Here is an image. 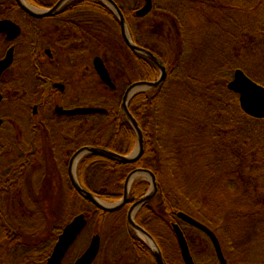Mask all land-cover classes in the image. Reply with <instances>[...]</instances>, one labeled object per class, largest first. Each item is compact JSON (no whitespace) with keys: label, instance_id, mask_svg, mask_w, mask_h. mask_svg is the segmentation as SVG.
Listing matches in <instances>:
<instances>
[{"label":"trees","instance_id":"16d2710c","mask_svg":"<svg viewBox=\"0 0 264 264\" xmlns=\"http://www.w3.org/2000/svg\"><path fill=\"white\" fill-rule=\"evenodd\" d=\"M27 1L30 5L47 9L55 6L60 0ZM123 1L114 0L125 16L133 42L158 57L164 63L168 76L158 89H148L138 93L129 104L131 115L139 123L145 137V152L141 159L135 164H121L97 155L86 156L78 167L79 182L99 199H103L107 203H115L123 195L126 178L133 169L151 171L156 177L158 192L151 202L140 210L136 218L139 226L144 228L156 241L165 264H184L172 226L176 223L179 226L181 224L187 225L178 219L176 216L178 212L187 214L210 228L219 238L227 264H230L231 259L224 252L225 245L234 248L231 226L227 223L229 218L234 215L233 221L243 223L253 222L259 217L264 219V181L261 182L260 180L261 178L264 179V120L252 119L247 116L240 108L238 95L227 88L231 81L227 79V75L233 69L235 71L240 68L249 78L264 86V82L257 79L260 76L253 74L252 68L250 71L242 63L245 60L244 56H252L261 65L263 60L257 57V54L263 53V50L254 48L252 51L243 52L241 49V45H246L248 40L254 37L255 32L264 38V0H175L172 3L173 9L171 10L179 9L182 11L186 20L190 19L194 25L197 23L196 27L207 28L208 26L207 35H204L203 38L199 34L195 36V39L197 38L195 54L198 52V55H202L204 59L201 64L200 62L197 64L198 55L193 58L194 63H196L194 66L197 67V70L199 69L196 75L183 71L181 65H177L179 54L182 53L184 56V53H188L186 46L190 39L187 38L189 36L187 32L190 30L184 27L181 20L174 18L175 16L170 13V8L169 10H162L158 8L157 0H153L151 13L145 18H139L136 13L144 6L145 0H141V4L136 2L133 6L124 5ZM181 2L187 3L183 5ZM1 4L3 5V12L6 11V8L12 11L21 10L16 5L15 0ZM62 11L91 13L92 20L91 35L88 34L89 47L85 45L84 33L80 34L79 32V37L76 36L77 48H62V54L67 58L64 62L70 64L71 61L73 63V60H76L78 61V68H82L89 58L100 57L106 64L113 83L116 84L115 89H110L94 78L93 96L89 99H79V105L102 108L106 110V113L77 117L76 130L72 132L67 130V136H71L70 138L75 136L74 139L78 142V148L88 146L109 149L120 154V156L130 155L136 148L137 137L121 112V103L129 85L135 82L157 81L159 78L158 69L148 57L137 54V52L134 53L126 46L116 15L102 0H72L66 4ZM3 12L1 14H4ZM213 13H217L220 19L212 21L214 20ZM78 20L81 19L78 18ZM205 21L208 23L206 24ZM150 22L156 24L154 35L157 33L162 37L166 36V40L170 41L171 54H169L168 60L151 46H144L139 42L134 25L137 24L141 28L142 25L145 26ZM167 23L171 24L170 30L165 27ZM37 27V20L31 19L29 26V59L31 62L38 58L37 53L41 49ZM145 28L147 26L142 29L143 37ZM81 37L82 41L79 40ZM211 41L212 45H210ZM204 55L207 56L208 61ZM64 62L62 61V63ZM31 67H33V63H31ZM31 74L33 75V72ZM126 78H128L127 81ZM173 84H178L185 91L184 102L190 103V100L195 99L199 102V111L204 114V117L200 119L202 126L196 134L200 136V144L193 151L192 157L200 159L203 156H210L211 159L213 156L214 162H210L205 170L208 174H212L211 176H216L215 174L218 173L216 177H220L223 183L215 182V186L222 187V189L227 187L228 195L231 196L230 202L222 203L232 205L234 208L231 209L235 210V214L229 213L221 205L218 207V205L210 203L209 205L206 204L204 208L202 204H195V209H193L197 216L189 214L188 203L183 205L179 202L180 195L178 196V194L183 191L182 188L175 185L170 186L162 179L163 165L161 164L162 154H160L162 150L161 131L164 124L162 109L167 91ZM233 130V139L224 145L227 150L229 144L234 145L237 151L236 161L232 160L230 154L227 157L222 154L223 145L219 141V137L223 133H227L229 139ZM70 133L73 134L70 135ZM229 155V160H226ZM169 168L175 172L178 166L177 164L175 166L169 164ZM186 171L188 174V168ZM229 174H235L238 181L226 179L224 182V178ZM173 175L175 174L173 173ZM9 185H14V183L5 178H0V186L3 189L0 191V237L3 240H11L12 238L18 241L11 231L13 227L6 223V216L9 211L12 213L18 209L19 217L21 216L22 219L27 212L20 209L25 205L22 190L19 195L15 192L13 195L10 193ZM258 185L261 191L258 190ZM15 186H17L16 183ZM149 187V183L145 180L136 181L133 184L131 199L139 200L149 191ZM18 197L19 201H23L21 206L16 204ZM78 198L81 199L79 196ZM186 199L188 200V198ZM85 202L89 208L87 211H79V214H86L88 227L93 224L92 235L96 230L95 227L101 230L103 234H116L126 230L127 221L121 213H106L98 210L88 201ZM241 219L244 220L240 221ZM187 227L195 232L189 236L183 231L195 264H197L198 256L193 245L195 239L199 237L207 239L206 243L212 249L211 255H214L218 262L209 238L190 225ZM128 232L130 235L133 234L131 238L132 252L136 253L140 260L145 263L157 264L149 246L141 238L134 235L132 231L129 230ZM59 234H52V239L54 236L55 240L50 242L51 248L48 253L45 252L47 250L40 252L48 254L44 258L43 264L47 263ZM35 255L30 256L32 261ZM234 256L238 258L235 254Z\"/></svg>","mask_w":264,"mask_h":264},{"label":"rangeland","instance_id":"374dc122","mask_svg":"<svg viewBox=\"0 0 264 264\" xmlns=\"http://www.w3.org/2000/svg\"><path fill=\"white\" fill-rule=\"evenodd\" d=\"M10 1L11 0H0V4H6ZM136 2H140V4L142 3L141 0L123 1L124 5L127 6H133ZM174 2L175 0H157L156 3L158 8H161L162 10H169V8L171 10L173 9L172 3ZM27 3L29 2L27 1ZM185 3L182 4L185 5ZM170 13L175 16V19L177 18L181 20L186 29L190 30L187 32V35H189L187 38L190 39V42L186 46L188 48V53H184V56L182 55V53L179 54V56L177 57V65H181L183 71H187L191 75H196V72H198L199 69L197 70V67H195L194 64H199V62L201 64L204 59L202 55H198V52L195 54V50H197V38L195 39V36L196 34H199V36L203 38L204 35H207L209 32L208 26L207 28H204L203 26L201 28L196 27L197 23H195L194 25L192 24L190 19L186 20V17L179 9H176L175 11L171 10ZM212 17L214 18V20L212 21H217L218 19H220L217 13H213ZM205 23L207 24L208 21H205ZM146 26L147 28H145L143 37L142 29H144V27ZM165 27H168L167 29L170 30L171 24L169 25V23H167L165 24ZM134 28L135 32H137L139 42L142 45L151 46L155 51L161 53L168 60L169 54H171V49L169 48L170 41L166 40V36L162 37L160 34L157 33L154 35V33L156 32V24L150 22L145 26L142 25L141 28L138 27L137 24H135ZM253 36V38L248 40L246 45H241V49L243 50V52L247 50L252 51L254 50V48L263 50V53L257 54V57L262 58V64L260 65L259 61L252 56H244L245 60H243L242 63L246 66L245 68H248L250 71L252 68L253 74H257L256 76H260L257 79L261 82H264V38L259 36L257 32H255ZM255 41L258 43H256ZM2 45L3 44L1 43V46ZM210 45H212V41L210 42ZM197 55L198 61L196 60V63H194L195 61L193 60V58H195ZM93 59L94 58H90V60L88 61V65L90 67L92 66ZM203 71L204 70L202 69V72ZM233 72L234 69L227 75V79L229 81L231 80L230 78H232L233 76ZM94 78L97 79L96 76H94ZM127 80L128 78H126V81ZM184 95L185 91L182 89V87L178 84H173L171 87H169L166 94V99L164 101L165 104L162 109V118L164 124L161 131L162 150L160 153L162 154L161 164L163 165V172H161L162 179L170 186L175 185L182 188L183 191L178 194V196L180 195L179 202L181 204L183 203V205H185V203H188L190 207V210L187 209L189 214L197 216L195 214L196 212L194 211L195 204L197 203L202 204L203 208L206 204L209 205V203L218 205V207L219 205H221L222 208H225L226 211H228L229 213L235 214V210L231 209L234 208L232 205H230L229 203H222L227 201L230 202L231 196L228 195V192L226 190L227 187L226 189H224V187L222 189V187L215 186V182L223 183L221 182L220 177H216L218 173L215 174L216 176H211L212 174H208L205 170V167L210 162H214L213 156L211 159L210 156H203V158L200 157V159H195L196 157H192L193 151H195V149L198 148L200 144V136L196 134L198 133L197 131H199L200 126H202V122L200 121V119L204 117V114L199 111V102L196 99V101L190 100V103H186L183 101V99H185ZM18 105L19 104L14 103L13 107H18ZM189 105L190 108L188 109ZM8 113L9 105L4 100V103L0 106V117H3ZM11 125L12 124L5 125L4 129L0 131V146L7 145L8 142L14 139L12 137H14L13 135H15V132L14 130H10V128H12ZM16 131L18 132L20 137H22V134L20 133L21 131ZM11 132L12 136L10 137L9 134H11ZM233 134L234 130L231 132V136L228 139L227 133H223L219 137V141L223 145L222 154H224L225 157L230 154L232 156V160L236 161L237 151L235 150L234 145L229 144L228 150L227 147L224 145L229 140L233 139ZM230 155L226 160H229ZM179 159L180 161L178 162ZM169 164H172L174 166L177 164L178 169H176L175 172H172L169 168ZM186 168H188V174ZM225 172L227 173L228 171ZM173 173L175 175H173ZM233 175L229 174L227 177L224 178L223 181L225 182L226 179L238 181L235 178L236 175ZM37 179L38 174L32 175L31 182L33 186L30 188L32 193L29 191V188L27 186L28 184L26 183V181H21L17 185L18 187L15 186V181H12L14 185L8 186L10 193H13V195L14 192L19 195L22 190V198L25 201V205L23 207H20V209L26 211L27 213L26 216L21 219V216L19 217V212L17 209L14 210L12 213L9 211L8 215L6 216V223L9 224L10 227H13L11 231L13 235L16 236V239H18V241H15V239L12 238L11 240H3L0 237V264H43L44 258H46V256L48 255L47 253L51 248L50 242H53L55 240L54 236L52 239V234L55 235L60 233L64 226L69 223L76 215L79 214V211L82 208L81 203V205L79 204L76 208L73 206L72 209L68 208L67 210L65 208H62V206H60L59 201L57 200L59 199V195L55 197L53 189H48L46 192H43L42 188H39V185L36 184ZM143 179L145 180V178H143L142 176L139 177L137 181ZM260 180L261 182L264 181V179L262 178ZM256 182L259 183V181L257 180ZM44 185L45 184H43V186ZM257 187L258 190L261 191L259 185ZM1 188L2 186H0V191L3 190ZM40 196L41 199L45 200L44 202H46L47 204L45 208L47 216L45 218L43 215V210L41 209V213H38L37 209L33 206V203L35 204V200L39 199ZM48 196H53L54 199H47ZM186 198H188V200ZM78 201L81 202L80 199ZM16 202V204H18L19 206L23 204V201H19V197ZM84 206L89 207L88 204H85ZM56 212L59 214H64L65 212L66 213L62 218H59L57 220ZM233 216L229 218V221L227 223L231 226V237L232 239H234V248L232 249L231 246L227 247V245H225L224 247L225 254L231 259L230 264H264V219L259 217L253 222L249 221L247 223H243L239 221H233ZM53 217L55 219H53ZM44 220H46V223H44ZM243 220L244 219H241L240 221ZM180 226H182L183 231L189 236L195 234V232L192 231L189 227H187V225L184 226L181 224ZM95 229L96 230L94 231V234L100 233L103 240V246L100 250L101 252L99 254L98 259L95 260V264H113L114 261H117V264H133L131 261L128 260H119L122 259L124 255H126V259L128 258V255L125 252H128L131 256L133 255L131 246L128 243V240L126 239L127 235L125 230L117 232L116 234H103V232L101 230L99 231L97 227H95ZM93 230L94 226L93 224H90L88 229L83 232V234L79 237L77 242L72 247V251L70 252V255H68L69 257L67 256L64 264H73L74 260L84 253V251L89 247L91 243L93 237ZM206 242L207 239L204 238L202 239L199 237L195 239V243L193 246L198 256L197 264H218L217 260L214 258V255H211V246L207 245ZM42 251H45L47 253H40ZM234 254L238 258H236ZM33 255H35V258L32 261L31 257ZM137 264L149 263L137 260Z\"/></svg>","mask_w":264,"mask_h":264},{"label":"flooded vegetation","instance_id":"af4514ba","mask_svg":"<svg viewBox=\"0 0 264 264\" xmlns=\"http://www.w3.org/2000/svg\"><path fill=\"white\" fill-rule=\"evenodd\" d=\"M62 9L52 17L35 19L23 11L21 12V10L12 11L6 8V11L3 12V5L0 4V20L12 21L19 26L21 30L20 35L14 41H9L6 34H0V61L6 57L10 49H14L13 63L0 77V94L3 98L0 106L4 103V100L9 105V113L0 117V120L3 121L0 131L4 129L5 125L12 124L10 130H14L15 132V135H13L14 137H12L14 138L13 140L8 142L7 145L0 146V178H5L7 181L15 180L17 185L21 181H26L29 191L31 192L30 188L33 186L31 182L32 175L38 174L36 184L39 185V188H42L43 192H46L48 189H53L55 197L59 195V199L57 200L62 208L66 210L68 208L72 209V206L76 208L81 203L82 205H80L82 208L80 211H87L89 207L84 205L87 204L85 201L88 200L82 197L81 199L85 201L81 199V202L78 201V196H81L72 186L69 176V166L73 155L79 149L88 146L78 148V142L74 139L75 136H72V138H70L71 136H67V130L71 132L76 130L75 122L77 117H85L87 115L69 116L66 114H59L57 108H61L63 111L87 108L85 105H79L78 100L81 98H91L95 86L93 83L94 76L96 75L97 82L100 80L95 72L93 63L91 67L88 65L90 58L88 61L86 60L87 62L84 68H78V61L76 60H73V63L71 61L70 64L65 63L64 60H67V58H65L64 54L61 52L63 47L77 48L76 36L78 35L79 37V32L80 34L84 33L85 45L89 47L90 41L88 34L91 35V13L62 11ZM1 12L4 14H1ZM78 18L81 20H78ZM31 19L37 20L38 37L41 45V49L37 53L38 58L33 59L32 62L29 59V26L31 24ZM79 40L82 41V37ZM1 43L3 44L2 46ZM59 54L61 55L59 56ZM62 61L64 63H62ZM31 63H33L34 68L31 67ZM31 72H33V75ZM14 103L19 104L18 107H13ZM16 130L21 131L22 137H20ZM72 134L73 133H70V135ZM9 136H12V132ZM105 150L110 151L109 149ZM84 158H82L81 161ZM106 159L111 160L109 158ZM79 164L77 166V174ZM135 170L138 169H133L129 174ZM136 181L137 180H135V182ZM43 184L45 185L43 186ZM132 190L133 186L131 187L127 204L122 209L115 212L121 213L123 217L126 218V239L130 246L133 234L130 235L128 232L129 230L132 231L128 225V213L132 206L141 199L132 200ZM123 197L124 190L123 195L117 202L121 201ZM47 199L51 200L54 199V197L48 196ZM44 201L45 200L41 199L40 196L39 199L35 200L33 206L37 209L38 213H41L42 209L45 218L47 216L45 210L47 204ZM91 205L94 206L93 204ZM139 212H136L134 217L136 223V217ZM64 214L56 212L57 220L62 218ZM79 215H85L86 217L84 213ZM77 216L78 215L75 217ZM74 218L72 220H74ZM72 220L64 226L59 236ZM85 230H83V232H85ZM96 235L100 236V249L98 250L97 260L103 246V240L100 233L94 234L92 239ZM134 235L136 234L134 233ZM75 243H73L67 252L62 264H64L66 257L70 255ZM125 253L128 255V258L126 259V255H124L123 258L119 260H128L133 264H137V260H140V257H138L136 253H133L132 256L128 252ZM82 255L76 258L74 262ZM95 262L96 261H94L93 264H95ZM113 264H117V261H114Z\"/></svg>","mask_w":264,"mask_h":264},{"label":"water","instance_id":"95a60500","mask_svg":"<svg viewBox=\"0 0 264 264\" xmlns=\"http://www.w3.org/2000/svg\"><path fill=\"white\" fill-rule=\"evenodd\" d=\"M72 0H60L55 6L48 9H39L31 6L27 3L26 0H15L21 10L32 16L35 19H43L56 15L61 9ZM116 15L119 24L121 35L126 46L134 53L143 55L146 58L148 57L157 67L160 72V76L157 81L154 82H135L131 84L123 97L121 103V112L126 120L129 122V125L135 131L137 137V146L134 152L130 155L123 156L120 154H116L114 152H110L108 150L102 148L95 147H83L79 149L71 158L70 166H69V176L72 183V186L77 191V193L81 196V198H85L91 204L94 205L98 210H101L106 213H115L122 209L128 202L130 196V190L133 186L135 180L139 177L145 178L146 181L150 184V188L148 193L143 196L137 203L132 206L128 213V225L129 228L139 237L141 238L151 249L152 254L155 258L157 264H165L163 255L161 250L158 248V245L154 238L141 226H139L135 222L136 212L138 213L142 207H144L147 203H149L157 194L158 186L157 180L154 174L151 171L146 169H138L129 174L126 178L124 184V197L121 201L115 204H108L101 201L97 198L93 193L87 191L80 184L78 175H77V166L82 158L90 155H97L101 157L109 158L113 161H116L121 164H133L138 162L145 152V137L144 133L137 122V120L131 115L129 110V104L132 98L138 93L147 91L148 89H158L159 86L164 83L167 79L168 72H166V68L164 63L159 60L152 52H149L147 49L139 47L136 45L130 35V31L125 19V16L119 6L114 2V0H102ZM153 8V0H145V5L137 12V17L145 18L148 14L151 13ZM20 27L15 23L9 20H0V34H6L7 39L9 41H14L20 35ZM14 58V49H10L4 59L0 61V77L4 71H6L13 63ZM93 66L95 72L97 73L100 80L108 86L110 89H115V84L112 81L110 73L106 67V64L100 57H96L93 60ZM228 89L235 94L238 95L240 108L245 112L247 116L250 118L264 120V87L257 84L252 79L248 78L242 69H238L235 71L233 80L228 84ZM2 96L0 94V103L3 101ZM57 112L59 114H66L69 116L73 115H96V114H105L106 110L101 108H78L71 111H63L61 108H57ZM3 124V121L0 120V129ZM178 219L184 224L190 225L196 230H199L201 233L206 235L211 245H213L215 255H217V259L219 264H227V260L225 255H223L222 244H220V240L216 234L212 232V230L205 225H202L197 220L193 219L189 215H185L184 213L178 212ZM87 219L85 215H78L72 220V222L65 227L63 232L58 238L56 245L53 248V251L50 257L45 264H62L67 252L76 242L78 237L81 235L83 230L87 227ZM174 235L177 237L178 247H180L181 257L183 259L184 264H195L194 258L191 255L190 248L188 246L186 237L184 236L183 230L178 223L173 224ZM100 249V236L96 235L88 247V249L84 252V254L76 261L74 264H93L97 258Z\"/></svg>","mask_w":264,"mask_h":264}]
</instances>
